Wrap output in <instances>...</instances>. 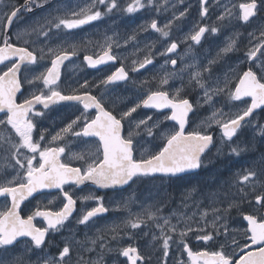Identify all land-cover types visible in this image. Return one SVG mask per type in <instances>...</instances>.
Instances as JSON below:
<instances>
[{"label":"snow or ice","instance_id":"snow-or-ice-1","mask_svg":"<svg viewBox=\"0 0 264 264\" xmlns=\"http://www.w3.org/2000/svg\"><path fill=\"white\" fill-rule=\"evenodd\" d=\"M52 2L25 0V4L20 7L8 4L0 8V198L4 200L0 207V264H24L23 255L33 252H37L36 260L29 258L28 264H69L74 246L93 251V248H84V242L76 239L73 229H69L70 238L65 240L57 256L45 251L48 243L46 237L66 228L73 219L78 199L82 202V211L74 218L78 226L92 228L96 223L94 218L109 211L103 202L104 197L94 192L76 196L66 186L78 188L90 182L98 188L109 189L136 184L148 177L181 179L184 174L205 166L203 157L214 143L209 129L215 125L222 133L217 155L222 153L223 145L227 144L229 154L239 156L242 151L248 150V146L232 147L233 138L242 128L252 124L251 118L257 109L264 111V62L261 61V57H264V25L258 29V35L256 31L248 34L249 46L243 61L248 64L246 70L229 66L218 74L214 67L238 50L237 33L235 37H228L217 56L206 65L185 64L177 72V60L169 56L165 64L170 62L174 70L165 72L159 79L154 76L152 81H139L137 101L127 110H121L108 97L112 86L130 80L129 71L123 63L98 84L90 85L88 80H84L68 91L61 87V69L65 62L86 49V45L69 37L73 34L72 30L100 21L114 10L133 14L147 8L159 12L168 0H163V4L159 0H129L122 8L119 0H85L75 7L56 4L33 25L14 33L11 31L22 11L30 12L33 6L43 8ZM179 2L183 3V0ZM207 3L208 0H200L201 17L208 14ZM234 8L235 5H223L217 20L223 23L238 19L249 23L258 12L264 11V0H249L240 4L238 17ZM186 12L187 9L179 12L178 16L174 13L173 19L162 26L152 19L147 27L162 38L169 39L173 21L184 17ZM219 30L217 26H199L185 39L198 45L206 32L217 33ZM33 35L36 39H32ZM41 36L46 41L63 38L55 45L40 46ZM135 38L134 31L124 43ZM114 45L120 47L113 37L105 36L104 42L97 45L100 51L85 54L83 60L90 68L115 63L122 58L114 54ZM148 47L151 49V46ZM177 48L178 43L171 41L160 55L174 53ZM46 59L48 63H45ZM151 64L153 59L149 50L142 60L132 61L130 70L139 72ZM188 69L193 71L189 72L185 84L181 74ZM176 78L181 80V85L170 95L167 89L171 87L170 81ZM101 85L103 89L100 94L93 95L91 88L99 89ZM26 87L28 91L24 95L22 90ZM196 89L203 92V97L194 104L188 98V93ZM18 93L23 96L21 102H17ZM221 96H226L230 102H243L246 106H237L234 114L225 113L222 108L215 106L214 98ZM245 98H249L250 103ZM62 102L81 106L77 108L79 115L53 134L47 127H42L41 122L47 118L53 106ZM205 105L210 115L201 119L199 130L186 132L189 113ZM37 106H41L40 110H37ZM141 107L155 109L162 114V110L168 109L170 115L163 114V120H154L151 115L137 120L133 113ZM165 121H174L175 125L169 127ZM258 132L264 135V125L259 126ZM145 135L150 138L148 143L157 139L160 143L155 144L152 150L140 151L138 146L145 140ZM77 140L85 144L95 141V144L86 151L72 152L69 144ZM66 149L70 154L64 159ZM73 160L79 161V166H73ZM198 188V184L190 185L186 189L185 200ZM51 189L57 190L55 198L60 200L55 210L37 203L27 215H22V205L26 201L33 198L34 194H45L44 190ZM158 195L167 196V193L164 191ZM202 195L209 200L211 211H201L199 220L193 219L196 213L187 217L183 214L177 216L175 212L163 216L160 202L142 203L140 210L133 212L130 205L137 201L135 194L122 198L116 210L125 211L127 216L120 224L108 227L107 232L111 233L112 240L119 243L122 228L137 230L143 226L147 230L141 234L151 237L149 246L153 248V252L147 256L131 244L116 249L107 247L102 242L105 235L101 229H96L98 234L95 238L85 233L86 240L93 246L101 242L99 247L102 250L107 248L108 252L117 251L126 258L127 264H151L157 244L162 250V256L156 257L160 264H168L172 244L176 245L181 257L187 254V262L181 258L175 264H264V153L248 167L238 171L233 180L224 181L218 189ZM55 198L49 199L48 204H54ZM88 201H95V206H84L83 202ZM164 203L166 205V201ZM233 210L246 224L232 227L229 221ZM173 217L177 218L176 223L172 222ZM37 218L46 226L38 227L35 223ZM189 233H194L197 240L206 244L211 241L215 249L194 251L187 242ZM21 238L28 239L22 241ZM21 242L24 244L23 253L17 254L14 249ZM102 259L101 254L98 260L86 261L78 254L76 264H101Z\"/></svg>","mask_w":264,"mask_h":264},{"label":"flooded vegetation","instance_id":"flooded-vegetation-1","mask_svg":"<svg viewBox=\"0 0 264 264\" xmlns=\"http://www.w3.org/2000/svg\"><path fill=\"white\" fill-rule=\"evenodd\" d=\"M75 0H53L51 4H46L43 8H37L33 6L32 11H22L20 14L19 20L14 22V25L11 31L14 33L17 30V26L20 20L22 19H33L40 16L41 9L48 8L50 6H56V4H70V7H75L73 3H84L85 0H78L77 2H73ZM177 4L175 7L171 5V0H168L167 4L161 9V11L156 12L154 9H143L133 14H127L121 10H114L113 13L104 17L100 21H94L89 25H84L79 29L72 30L73 34L70 39H74L80 42L82 45H86L85 51H81L78 56L71 58V60L65 62V66L61 69V87L68 91L70 87H77L79 83H83L84 80H88L90 85L98 84L99 81L106 77V75H110L112 71H115L116 68L121 66L123 63L126 67V70L129 71L130 80L125 82H120L117 85L112 86L109 89V99L112 100L115 104V107L121 110H127L128 107L134 105L137 101V91L138 82L141 80H149L152 81V78L155 76L159 79L160 76L164 75L166 70H163L165 65V60L170 56L172 59L177 60V65L175 66V70L179 72V69L184 67L185 64L195 63L199 65H206L210 59H213L217 56V52L222 48L228 40V37H235L237 33H239L238 37V50L230 53L228 57L222 61L219 66L216 67V72L220 69H224L229 66H240V69L246 70L248 64L243 62L245 61V53L248 48V34L256 31L258 35V29L261 25H264V11H260L257 15L250 19L249 23H244L242 20L240 25L236 23H240L238 19H232L231 22H223L228 23L227 30L222 29L217 33H211V31L206 32L204 37L201 39L200 44H195L190 39H185L190 33L198 30L199 26L207 25L209 28L212 26H217L218 28L221 26L220 21L217 20V16L223 11V5L227 4L228 6L235 5L233 9L235 15L238 17L240 14L239 5L242 3L249 2V0H208V3L205 5L208 8V14L204 17H201V5L200 0H183V3H180L179 0H176ZM8 0H3L0 3L1 7H4ZM15 5L20 7L25 4V0H16ZM129 0H119L121 8L127 3ZM259 2V0H258ZM159 3L163 4V0H159ZM224 3V4H223ZM187 9L186 15L179 20H174L171 30H170V38L164 39L160 36L159 33L154 32L149 28L148 42L151 46L152 59L153 64L148 65L146 69H141L139 72H132L131 64L133 61V57L126 56L121 52L120 47H116L114 45L113 52L118 57L122 59H118L115 63L109 62L105 65H100L97 68H90L87 66V63L83 60V56L85 54H93L99 52L100 49L97 47L98 44H102L104 42L105 36H111L114 40L118 41V20L121 18L125 19H135L141 15H144L146 19H148L149 24L152 19H156L158 25L162 26L167 23L169 20L173 19V14L176 16L179 15V12ZM233 22V23H232ZM235 23V24H234ZM221 39H219V38ZM63 37L54 38V41L51 42V45H55L59 42V39ZM14 39V37H13ZM32 39H36L35 35H33ZM51 41V40H50ZM91 41V44H87L86 42ZM171 41H175L178 43V48L176 52L160 55V53L164 52L166 47L170 44ZM221 41V42H220ZM218 43V44H217ZM217 44V45H216ZM215 45V46H214ZM45 46V45H43ZM45 50H47L45 48ZM189 50V51H188ZM187 51V52H186ZM259 55V54H258ZM233 56V57H232ZM235 56V57H234ZM231 58V59H230ZM233 59V60H232ZM142 60V59H137ZM261 61L264 62V57H261ZM45 63H48L47 59ZM171 71H173V66L169 62ZM2 67V66H0ZM255 70V69H254ZM193 69H188L181 75L183 76V82L186 84L188 79V74ZM170 72V71H169ZM134 82H137L134 84ZM171 87H168L170 95L173 94L175 88L180 87L181 80L179 78L173 79L170 81ZM103 89V86L99 89L91 88L93 95H99L100 91ZM24 95H27V87L22 90ZM125 92H131L128 97L129 100H120L118 99V95H124ZM18 101L21 102L23 96L18 93ZM202 91L199 89L189 90L188 98L195 104L198 98H202ZM216 107L222 108L224 110H230L231 113H235L237 111V106L239 108H243L246 105L240 101L230 102L228 101L226 96L216 97ZM248 103H250L249 98H245ZM201 102L202 99H201ZM41 106H37V110H40ZM81 107L76 104L62 102L58 105L53 106V109L48 113L47 118L43 119L41 122L42 127H47L51 132L58 130L63 127L67 122L71 119H74L76 115H79L77 108ZM163 114L170 115V110H162ZM225 113H229L224 111ZM161 112H158L155 109H144L140 108L136 113H133V117L135 119L146 118V116H153L154 120H163L164 116ZM2 115V114H0ZM210 115V110L207 105L202 108L195 109L189 115V121L186 125V132L199 130L198 125L205 116ZM227 118V117H226ZM252 119V124L247 125L242 128L238 135L233 138V142L231 144L232 147L237 145L244 147L245 139L249 142L255 143L256 140L259 142L257 146L251 147L249 152L242 151L239 156L235 154H229V146L227 144L223 145V151L221 154L217 155V148L221 147L220 137L222 135L221 130L217 126H213L208 131L213 135L214 143L208 153L203 157L204 167L199 169L198 172L184 175L183 178H164L157 176L155 178L148 177L144 178L141 181H138L136 184L128 185L124 189L109 188L103 189L98 188L95 185H92L90 182L86 185L79 186L78 188L75 186H66L70 191H73L76 196L87 195L89 192H94L98 196L104 197V204L109 208V211L101 216L94 218L96 223L92 228L86 229L83 225H76L74 222V218L79 215L82 211V202L78 199L76 205V211L73 213V219L67 223L66 228L62 229L60 232L50 233L48 237H46L47 247L45 251L47 254L51 256H57L58 251L63 247L65 240L70 238L69 229L75 230V237L78 240H82L84 242V248H93V251H84L79 248V245L74 246V251L71 256L72 259L69 261V264H76L77 255H82L86 261H95L100 259L101 254L103 255V259L101 260V264H127L126 258L119 255L117 251L108 252L107 248L101 249L99 247V243L96 246H93L90 241L86 240L85 233H87L88 237L95 238L98 234L96 229H101L103 234L105 235V240L102 241L107 245V247H111L116 249L117 247L128 246L129 244L136 246L140 252L144 255H148L153 252V248L147 246L151 237L143 236L140 231L131 230V229H121L120 236L122 239L119 243L115 240L111 239V233L107 232V228L112 226L113 224H120L122 219L127 216V213L122 210H116L117 204L122 202V198H126L129 196H133V194L140 196L148 197V193L153 191L155 183H179L189 178L198 177V176H207L210 174L220 175L228 178H235V174L248 167L254 160L258 158V156L264 153V135L259 134L258 129L260 125H264V111L259 110L254 113ZM151 123V121L149 122ZM165 123L171 127L175 125L174 121H165ZM178 127V125H177ZM258 136V138H257ZM254 137V138H253ZM84 140H88L89 138H83ZM150 138L146 137L145 140L141 141V144L138 146L140 151H144L145 149L152 150L155 144L160 143L159 139L148 143L147 141ZM95 141H89L88 144H85L79 140L70 142L69 147L72 152H82L86 151L89 147L94 146ZM263 150V151H262ZM261 152V153H260ZM68 149H66L64 159H67L69 155ZM254 154V155H253ZM221 155V156H220ZM249 156V157H248ZM241 159V161H240ZM243 162H246V165H242ZM79 161H72L73 166H79ZM219 165V166H216ZM219 167V168H218ZM224 167V168H223ZM219 169L221 172H219ZM57 190H44L45 194H34L33 198H30L29 201H26L22 208L24 211L22 215H27L29 210L34 209V206L39 203L42 207L47 206L55 210L57 206L60 204V200L56 197ZM54 204H48L49 199H54ZM4 200L0 198V207L3 206ZM95 201L83 202V205L87 208H91L95 206ZM136 203V202H135ZM247 210V209H245ZM230 224L232 227H239L242 224H246V222L242 221V217L237 214L235 210L232 212V218L230 219ZM36 225L46 226L43 224L40 218H37L35 221ZM147 230V229H146ZM145 230V231H146ZM134 231L138 233L133 234ZM127 233V234H126ZM158 235V232H157ZM131 237V238H129ZM28 238H21L22 241L27 240ZM187 242L189 247H191L194 251L197 250H214L215 245L210 241L207 244L203 241H199L195 238L194 233H190L187 237ZM87 244V245H86ZM86 246V247H85ZM24 249L23 242L18 243L15 246L14 251L17 254H22ZM38 251V250H37ZM78 252V253H77ZM90 255V256H89ZM93 255V256H92ZM162 256V250L159 249L157 244V250L153 255V260L151 264H160V262L156 259V257ZM37 257V252H33L30 254L23 255L24 264H28L29 258L32 261H35ZM183 259L187 262V254L184 253L181 257L180 252L177 250L176 245L172 244L169 250L168 264H175L174 261L178 259Z\"/></svg>","mask_w":264,"mask_h":264},{"label":"rangeland","instance_id":"rangeland-1","mask_svg":"<svg viewBox=\"0 0 264 264\" xmlns=\"http://www.w3.org/2000/svg\"><path fill=\"white\" fill-rule=\"evenodd\" d=\"M77 1L78 0H75L73 2H77ZM15 3H16L15 1L11 2L8 0V2L5 4V6L8 4H14L15 5ZM75 4L77 5V4H82V3H73V5H75ZM176 4H177L176 0H171L172 6L176 5ZM67 5L70 6V4H67ZM53 7L50 6L48 8H44V9L39 10L40 15H41L40 18L46 16L47 13L53 9ZM229 7H231V6H229ZM0 8H3V7L0 6ZM37 20H39V16L36 18H33L31 20H29L27 18L22 19L18 23L17 30L29 27V26L33 25L34 22H36ZM238 21H240V20H238ZM225 22H227V21H225ZM148 24H149V21H148V19L145 18L144 15H141L138 18H135L132 20L125 19V18H121L118 20V42L120 44L121 52L123 54H125L126 56L133 57V60L144 58L145 54L150 50L148 47V46H150V44L148 42V35H147V32L149 30V28L147 27ZM227 24L228 23L221 24L219 29L221 30L222 26H223L224 30H227V27H228ZM236 24L240 25L241 21H240V23H236ZM141 26H143V28H141ZM134 31L136 34V38L134 40H129L128 43L125 44L124 43L125 39L128 36H130ZM39 39L42 42L40 44V46L51 44V42L54 41V39H52L51 41H46L45 38L42 36ZM234 67L241 68L240 66H234ZM227 69H228V67H226L224 69H220L218 71V74L226 71ZM163 70H166V72H169V71L171 72L170 65L165 64L163 67ZM185 80H188V79H185ZM130 94H131V92H129V93L125 92L124 95H118V99L129 100L128 97L130 96ZM202 94H203V92H202ZM223 111L232 112L230 110L228 111V110H224V109H223ZM257 138H258V136H257ZM246 139H245L243 145H244V147H245V145H247L248 150L245 152H249L251 147L253 146V144H254V146H257L259 143L257 140L255 143H253V142H249ZM241 148H243V147H241ZM240 161H241V159H240ZM244 164L246 165V162L242 163V165H244ZM219 172H221L220 169H219ZM229 180H233V179L228 178V177H223V176H221V174L217 175V176L214 174H210L207 176L203 175V176L189 178V179H186V180L181 181L179 183H162V182L155 183L153 191L148 193V195H147L148 197H146V196H140L139 197L138 195H135V197L137 198V201H136V203H132L130 205V207H131L133 212H136V211L140 210L142 203L144 205H147V204L160 202L162 205L161 215H163V216H168L172 212L177 213V216L183 214L185 217L192 216L193 213H196V216L193 219L199 220L201 211H204V210H208L209 212L211 211L209 200L206 199L202 194L207 193L210 190L218 189V187L221 186L224 181H229ZM197 184L199 185L198 191L193 193V195L190 198L185 200V196L187 195L186 189L190 185H197ZM164 191H166L167 196L158 195ZM165 201H166V205L164 203ZM218 206L223 207L226 205H218ZM208 219L209 220L211 219V215H209ZM176 220H177L176 217L172 218L173 223H176ZM193 226H195V225H193ZM142 228H143V226H142ZM138 231H140V233L142 232V230H138ZM136 233H138V232L137 231L133 232V234H136ZM150 243H151V239H150L149 243H147V246H149ZM174 263H175V261H174Z\"/></svg>","mask_w":264,"mask_h":264},{"label":"water","instance_id":"water-1","mask_svg":"<svg viewBox=\"0 0 264 264\" xmlns=\"http://www.w3.org/2000/svg\"><path fill=\"white\" fill-rule=\"evenodd\" d=\"M167 110H168V109H167ZM259 110H260V109H257L256 112L259 111ZM190 114H191V113H189V115H190ZM185 129H186V128H185ZM211 147H212V146H211ZM211 147H210V148H211ZM209 150H210V149H209ZM209 150H207V152H208ZM207 152H206V153H207ZM205 155H206V154H205ZM198 171H199V170H196L195 172H192V173H196V172H198ZM192 173H188V174H192ZM188 174H184V175H188ZM127 186H128V185H125V186H118V189H124V188H126Z\"/></svg>","mask_w":264,"mask_h":264},{"label":"bare ground","instance_id":"bare-ground-1","mask_svg":"<svg viewBox=\"0 0 264 264\" xmlns=\"http://www.w3.org/2000/svg\"><path fill=\"white\" fill-rule=\"evenodd\" d=\"M43 13H44V12H43ZM40 16H41V15H40ZM40 16H39V19H40ZM29 20H31V19H29ZM232 23H233V22H232ZM234 24H235V23H234ZM218 38H219V37H218ZM219 39H221V38H219ZM220 42H221V41H220ZM217 44H218V43H217ZM217 44H216V45H217ZM214 46H215V45H214ZM188 51H189V50H188ZM186 52H187V51H186ZM231 54H232V53H231ZM232 57H233V56H232ZM234 57H235V56H234ZM230 59H231V58H230ZM232 60H233V59H232ZM222 63H223V62H222ZM222 63H221V64H222ZM215 68H216V67H215ZM262 151H263V150H262ZM207 153H208V152H207ZM207 153H206V154H207ZM260 153H261V152H260ZM253 155H254V154H253ZM248 157H249V156H248ZM216 166H219V165H216ZM218 168H219V167H218ZM223 168H224V167H223ZM139 230H142V232H143V231H145L146 229L141 228V229H139ZM142 232H141V233H142ZM81 241H82V240H81ZM86 245H87V244H86ZM85 247H86V246H85ZM79 248L82 249L80 246H79ZM77 253H78V252H77ZM89 256H90V255H89ZM92 256H93V255H92Z\"/></svg>","mask_w":264,"mask_h":264},{"label":"trees","instance_id":"trees-1","mask_svg":"<svg viewBox=\"0 0 264 264\" xmlns=\"http://www.w3.org/2000/svg\"><path fill=\"white\" fill-rule=\"evenodd\" d=\"M9 1L14 2V1H16V0H9Z\"/></svg>","mask_w":264,"mask_h":264}]
</instances>
